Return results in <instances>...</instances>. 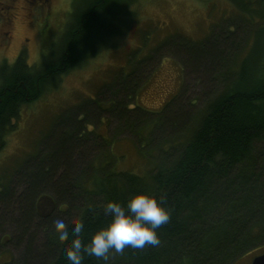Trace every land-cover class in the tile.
Returning a JSON list of instances; mask_svg holds the SVG:
<instances>
[{
	"label": "trees",
	"instance_id": "16d2710c",
	"mask_svg": "<svg viewBox=\"0 0 264 264\" xmlns=\"http://www.w3.org/2000/svg\"><path fill=\"white\" fill-rule=\"evenodd\" d=\"M228 1L235 9L228 32L191 43L185 50L192 60V65L186 61L185 67L218 80L219 88L192 99L183 90L163 105L160 118L166 122L158 129L153 147L161 154L148 176L120 173L91 177L87 173L94 168L83 160L85 172L75 175L73 158L83 147L79 137L85 132L78 121L82 130L69 127L72 134L63 132L70 150L61 149L53 159L22 166L7 181L0 177V213L11 220L20 234L19 242L25 240L22 263L70 264L65 248L75 237L72 221L83 222L79 238L87 244L110 221L106 203L123 204L137 193L156 197L170 213L169 221L156 230L159 243L143 248L126 246L121 252L110 250L106 260L82 248V264H233L264 246V0ZM245 24L243 39L237 29ZM23 57L20 55L14 64L0 62L13 70L0 90V150L21 104L39 96L43 79L69 67L61 61L55 68L32 76V67L24 64ZM125 91L134 94L132 89ZM122 120L129 123L127 115ZM149 124L155 126L141 121L142 126ZM154 135L152 129L148 137ZM148 137L140 135L139 140ZM95 169L104 171L103 166ZM87 182L94 183L90 192L74 193L73 184ZM44 199L54 203V211L39 217ZM58 213L65 214L69 225L64 241L56 238L53 221ZM39 234L42 243L35 249Z\"/></svg>",
	"mask_w": 264,
	"mask_h": 264
},
{
	"label": "rangeland",
	"instance_id": "374dc122",
	"mask_svg": "<svg viewBox=\"0 0 264 264\" xmlns=\"http://www.w3.org/2000/svg\"><path fill=\"white\" fill-rule=\"evenodd\" d=\"M49 3L51 16L45 37L40 38L41 29L36 30L33 24L36 21L27 24L33 15L24 17L28 10L23 1H10L12 13L23 17L15 20L12 28L2 29L10 32V38H6L8 43L3 52L0 47V55L6 56L10 64H14L16 58L12 56L24 42L22 59L32 67L29 69L32 76L55 68L61 61L69 67L43 79L39 96L21 104L17 118L10 120L13 127L7 128L0 150V177L5 176L3 181H7L22 166H34L38 161L53 159L61 149L70 150L63 132L72 134L69 127L82 130L78 121L85 132L79 137L83 147L78 148L73 158L75 175L85 172L87 165L82 168L83 160L94 168L87 173L91 177L101 174L107 178L120 173L148 176L161 154L153 147L158 129L165 121L160 118L163 105L183 90L192 99L219 88L218 80H209L204 72L185 67L186 61L192 65L186 48L191 43L227 33L229 18L235 15L234 7L228 0H50ZM38 22L42 24L40 19ZM233 29L236 30L232 25ZM246 30L245 24L237 29V34L245 39ZM12 73L9 67L0 65V90ZM127 88L134 94L126 93ZM195 107L201 108L199 103ZM124 114L129 123L122 120ZM159 118L162 121L156 125ZM142 120L155 126H142ZM152 129L155 135L148 137ZM140 135L148 138L140 141ZM102 166L104 171L95 169ZM84 185L73 184L75 192H72L86 194L94 188L93 182ZM52 205L41 200L38 216L50 215L54 211ZM57 217L65 220V214L58 213ZM0 225V264L8 261L24 264L21 260L25 240L19 242L20 234L9 217L1 213ZM41 239L39 234L35 249H39ZM263 253L261 246L233 264H251L254 257Z\"/></svg>",
	"mask_w": 264,
	"mask_h": 264
},
{
	"label": "clouds",
	"instance_id": "9594fccd",
	"mask_svg": "<svg viewBox=\"0 0 264 264\" xmlns=\"http://www.w3.org/2000/svg\"><path fill=\"white\" fill-rule=\"evenodd\" d=\"M105 213L110 216L109 223L95 232L87 244H83L79 238L84 228L83 222L79 219L72 221L71 231L75 237L71 246L65 248L70 264H82V248L84 252L106 260L110 250L121 252L126 246L143 248L146 244L156 245L159 243L156 230L170 219L169 211L158 199L146 193H137L123 204L108 201ZM53 223L56 238L66 240L69 225L59 217Z\"/></svg>",
	"mask_w": 264,
	"mask_h": 264
},
{
	"label": "flooded vegetation",
	"instance_id": "af4514ba",
	"mask_svg": "<svg viewBox=\"0 0 264 264\" xmlns=\"http://www.w3.org/2000/svg\"><path fill=\"white\" fill-rule=\"evenodd\" d=\"M10 1H14V0H0V30H2L3 28H8L13 26V23L16 22L15 20L17 19H21L23 16L21 14H13L11 11V5H10ZM18 2L22 1L24 2V4L26 5V10H28L26 13L24 14V17L27 16H32V19H30L27 24H31L33 20L36 21L35 23L33 22V24H35L36 30H38L39 28L41 29V36L40 38L45 37V27L48 25V19H50L51 16V11H50V0H16ZM23 7V6H22ZM22 10L25 11L24 7L21 8ZM41 15H44L43 18H41ZM38 19H40V22H42L41 25H39ZM38 23V24H37ZM38 26V27H37ZM4 30V29H3ZM2 30V31H3ZM3 38H1L0 40V47L3 48V50L1 49V51L3 52L4 49H6L7 47V39L6 38H10V32L7 31H3ZM44 34V35H43ZM24 41H27V38L23 39ZM24 43V42H23ZM22 44H19V47L17 48L16 54L13 57H15V62L18 59V57L20 55H24V46ZM2 60L1 61H6L8 62L9 60H7L6 56H2L0 55ZM9 63V62H8Z\"/></svg>",
	"mask_w": 264,
	"mask_h": 264
},
{
	"label": "water",
	"instance_id": "95a60500",
	"mask_svg": "<svg viewBox=\"0 0 264 264\" xmlns=\"http://www.w3.org/2000/svg\"><path fill=\"white\" fill-rule=\"evenodd\" d=\"M251 264H264V253L254 257Z\"/></svg>",
	"mask_w": 264,
	"mask_h": 264
}]
</instances>
